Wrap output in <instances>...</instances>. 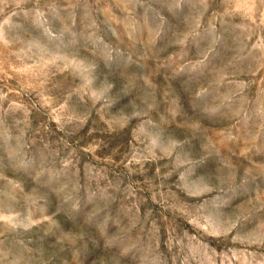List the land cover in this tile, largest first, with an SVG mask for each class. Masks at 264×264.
<instances>
[{
  "label": "clouds",
  "instance_id": "obj_1",
  "mask_svg": "<svg viewBox=\"0 0 264 264\" xmlns=\"http://www.w3.org/2000/svg\"><path fill=\"white\" fill-rule=\"evenodd\" d=\"M0 264H264V0H0Z\"/></svg>",
  "mask_w": 264,
  "mask_h": 264
},
{
  "label": "rangeland",
  "instance_id": "obj_2",
  "mask_svg": "<svg viewBox=\"0 0 264 264\" xmlns=\"http://www.w3.org/2000/svg\"><path fill=\"white\" fill-rule=\"evenodd\" d=\"M118 151H119V146H115V147L112 148L110 155H111L112 157H116V154H117ZM106 162H107V161H106ZM117 166H118V167H121V168L123 167L122 165H120L119 159H117ZM145 188H147L146 185H145ZM154 206L157 207V211H158V212H163V211H164L163 209L159 208L158 205H154ZM161 219H162V220H163V219H166V217H165V216H162Z\"/></svg>",
  "mask_w": 264,
  "mask_h": 264
}]
</instances>
